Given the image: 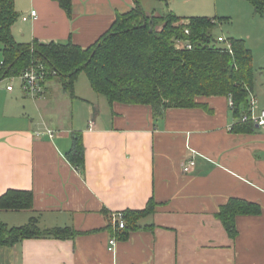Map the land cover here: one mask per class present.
<instances>
[{"label": "crops", "instance_id": "crops-1", "mask_svg": "<svg viewBox=\"0 0 264 264\" xmlns=\"http://www.w3.org/2000/svg\"><path fill=\"white\" fill-rule=\"evenodd\" d=\"M15 7L17 42L88 48L135 1L72 0L71 18L56 0H16ZM256 79L255 70L259 115L264 86L256 89ZM12 83L0 81V196L27 190L34 200L30 210L0 211V220L21 227L36 217L42 229L71 227L78 235L0 247V264H264V127L232 131L228 97H201L197 107L169 108L155 119L149 106H111L107 99L105 105L76 91L73 98L54 80L36 100L22 89L9 91ZM82 103L84 122L75 114ZM74 132L84 145L80 168L67 158ZM191 160L195 166L185 172ZM231 199L261 208L237 216L235 238L217 217ZM151 200L154 212L121 238L112 216L145 210Z\"/></svg>", "mask_w": 264, "mask_h": 264}, {"label": "trees", "instance_id": "trees-1", "mask_svg": "<svg viewBox=\"0 0 264 264\" xmlns=\"http://www.w3.org/2000/svg\"><path fill=\"white\" fill-rule=\"evenodd\" d=\"M16 0H0V41L3 62L0 81L17 78L32 65H43L46 83L55 78L64 92L75 96V86L84 72L91 88L109 104L145 105L155 119L169 108H194L198 98H232L236 123L234 132L254 129L250 115V96L255 82L254 55L241 39H229L232 52L218 46L215 22L207 17L183 18L172 12L147 15L140 0L127 13L118 14L111 29L88 48L72 42L19 43L12 28L19 19ZM68 17L73 16L72 0H56ZM170 1V0H159ZM255 14L264 17V0H247ZM189 30V35L186 34ZM189 42L192 49L180 48ZM68 160L77 168L84 165V145L78 132L72 135ZM32 191L10 189L0 196V211H23L33 207ZM151 200L145 210L125 214L126 228L120 237L137 227L141 216L153 213ZM261 208L247 201L231 199L217 217L231 238L237 236L238 215L260 214ZM78 233L71 227L42 229L36 217L27 225L9 227L0 220V247H12L31 238L71 239ZM119 236V235H118Z\"/></svg>", "mask_w": 264, "mask_h": 264}, {"label": "rangeland", "instance_id": "rangeland-1", "mask_svg": "<svg viewBox=\"0 0 264 264\" xmlns=\"http://www.w3.org/2000/svg\"><path fill=\"white\" fill-rule=\"evenodd\" d=\"M140 3L144 12L149 15H161L172 12L183 18L207 17L215 22V38L225 37L226 39L244 40L254 54L257 78L256 89L264 86V17L256 15L254 8L247 0H140ZM216 44L224 46L223 43ZM1 46L0 41V49ZM1 56L3 54L0 50ZM54 83L60 85V81L56 78ZM11 85L22 91L21 83L18 79L14 80ZM75 91L76 94L81 96L96 97L107 105L106 98L93 91L84 72L78 76ZM77 105L75 110L77 121L84 122L85 107L87 106H85V103ZM52 127L56 128V126ZM3 219L6 220L7 216H4Z\"/></svg>", "mask_w": 264, "mask_h": 264}, {"label": "built area", "instance_id": "built-area-1", "mask_svg": "<svg viewBox=\"0 0 264 264\" xmlns=\"http://www.w3.org/2000/svg\"><path fill=\"white\" fill-rule=\"evenodd\" d=\"M37 13L36 11L31 12V17H36ZM29 17H23L24 21H27ZM189 30H186V34L189 35ZM218 43H223V45L226 47V49L229 52H232V43L229 39H226L225 37H218L217 38ZM178 46L180 48H186V49H192V45L187 42H178ZM46 72L43 65H32L28 69H26L23 74L17 78H12L11 81L19 80L21 83L22 90L24 91L25 95L28 97H31L32 99H39L44 95L45 92V84H46ZM8 90H13V85L8 86ZM229 104L230 107H233V100L230 97L229 98ZM256 105H257V99L254 97V95L251 94L250 96V115L245 116L242 121H252L254 125H257L258 127H264V110L260 112V114H256ZM91 126L93 124L91 123ZM47 135L50 138H54L56 136V133L53 130H48ZM195 166V161L191 160L184 166V171L189 172L192 167ZM113 221L118 227V229L123 230L126 228V220L124 213H117L113 216ZM117 242V235L113 234V237L110 241L112 248L111 250H114V247L116 246Z\"/></svg>", "mask_w": 264, "mask_h": 264}]
</instances>
